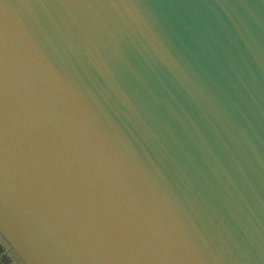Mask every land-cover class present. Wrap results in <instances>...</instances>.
Masks as SVG:
<instances>
[{
    "label": "clouds",
    "instance_id": "clouds-1",
    "mask_svg": "<svg viewBox=\"0 0 264 264\" xmlns=\"http://www.w3.org/2000/svg\"><path fill=\"white\" fill-rule=\"evenodd\" d=\"M220 8L240 31L255 62L247 73L234 69L255 99L249 81L264 71V51L234 6ZM4 9L7 13L9 5ZM29 10L43 23L59 19L79 28L90 69L114 91L118 105V111L111 105L105 112L94 107L31 37L33 54L22 71L5 29L0 57V171L7 185L13 169L37 174L58 170L95 207L99 230L85 250L72 257L73 264H250L251 247L259 249L252 229L237 218L222 199L216 178L201 166L204 148L192 137L198 149L194 153L171 123L175 118L191 136L189 122L195 113L247 137L206 78L204 66L174 48L147 7L136 0H48L30 5ZM247 15L256 18L251 8ZM145 31L166 51L165 57L147 42L130 39ZM130 49L151 73L133 67ZM152 74L167 81L173 99L183 100V115L153 87ZM125 75L136 83L142 98L130 91ZM56 85L76 103L78 134L73 136L47 95L46 89ZM204 144L211 150L207 140ZM151 202L181 205L200 225L196 238H191V224L177 220L175 227L183 229L184 241L177 240ZM236 226L243 240L238 239Z\"/></svg>",
    "mask_w": 264,
    "mask_h": 264
},
{
    "label": "water",
    "instance_id": "water-1",
    "mask_svg": "<svg viewBox=\"0 0 264 264\" xmlns=\"http://www.w3.org/2000/svg\"><path fill=\"white\" fill-rule=\"evenodd\" d=\"M46 2L48 0H0V57L7 28L13 57L21 70L26 71L33 54L31 37L45 47L47 54L75 81L78 90L88 95L94 107L105 112L111 105L118 111L114 91L96 78L84 57L85 40L79 28L59 19L43 23L39 15L31 14L30 5ZM136 2L147 7L158 29L174 48L204 66L206 78L216 86L233 119L246 129L247 137H244L231 126L211 124L191 113L190 136L175 118H171L172 125L194 153L198 149L192 137L204 148L199 161L201 166L216 178L222 199L237 218L252 229L254 244L259 249L251 247L250 264H264V71H257L255 79L249 81L253 99L234 69L244 74L249 67L255 68V62L240 31L220 8L221 4L234 6L255 36L259 49L264 51V0ZM5 4L9 5L7 13ZM249 8L255 11V19L247 15ZM130 39L137 44L147 42L162 58L166 56V51L147 31L141 36L132 35ZM129 55L137 71L151 73L131 49ZM152 81L153 87L167 95L177 112L183 115L180 109L184 102L179 96L172 98L167 81L158 79L155 74H152ZM125 83L133 94L143 97L127 75ZM46 91L69 135L78 134L75 101L66 96L59 85ZM107 115L111 121V114ZM205 140L211 150L205 146ZM151 203L172 228L177 240L184 241L183 229L175 227L177 220L191 224V238H196V229L200 225L181 205ZM99 227L100 218L95 207L58 170L37 174L13 169L7 185L0 171V264H73L72 257L85 250ZM234 231L238 233V239L243 240L238 226Z\"/></svg>",
    "mask_w": 264,
    "mask_h": 264
}]
</instances>
